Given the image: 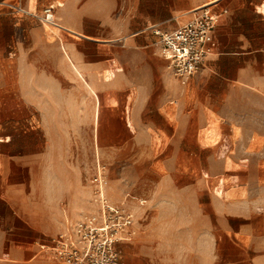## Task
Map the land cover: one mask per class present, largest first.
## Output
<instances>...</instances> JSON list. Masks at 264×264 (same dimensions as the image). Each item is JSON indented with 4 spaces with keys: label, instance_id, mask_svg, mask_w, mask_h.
Instances as JSON below:
<instances>
[{
    "label": "crops",
    "instance_id": "0c3cea01",
    "mask_svg": "<svg viewBox=\"0 0 264 264\" xmlns=\"http://www.w3.org/2000/svg\"><path fill=\"white\" fill-rule=\"evenodd\" d=\"M211 2L227 8L214 52L174 76L150 28ZM143 3L29 0L61 30L0 5V264H55L38 243L92 206L100 164L138 220L126 264H264V0ZM230 115L253 122H215Z\"/></svg>",
    "mask_w": 264,
    "mask_h": 264
},
{
    "label": "built area",
    "instance_id": "2783aa9c",
    "mask_svg": "<svg viewBox=\"0 0 264 264\" xmlns=\"http://www.w3.org/2000/svg\"><path fill=\"white\" fill-rule=\"evenodd\" d=\"M0 5L16 22L28 18L47 28H63L52 4L38 7L29 0H1ZM226 13V7L211 2L192 9L190 17L174 28H150L174 76L189 78L202 67L216 48L214 29ZM107 170L106 164H100L89 177L92 206L48 241L38 243L55 264H126L122 244L137 234L138 220L132 208L108 195ZM145 202L138 200L140 205Z\"/></svg>",
    "mask_w": 264,
    "mask_h": 264
},
{
    "label": "rangeland",
    "instance_id": "374dc122",
    "mask_svg": "<svg viewBox=\"0 0 264 264\" xmlns=\"http://www.w3.org/2000/svg\"><path fill=\"white\" fill-rule=\"evenodd\" d=\"M138 2H140L141 3V6L142 7H144V3H143V0H138ZM218 88H220V89H223V88H225L223 85H218ZM229 94V93H228ZM234 96H236L237 97V100H235V101H230V103H232L233 105H232V107H226V109L227 110H230L231 108H235V107H238L237 109H240L239 108V106H238V103L240 102V98H241V92L240 91H238V92H235L234 93ZM226 102H229V101H226ZM234 102V103H233ZM229 104V103H228ZM237 104V105H236ZM226 110V111H227ZM211 117L212 118H215L214 117V114H211ZM223 118L225 119V118H229V119H235L237 122H240L241 121V119H244L245 121L244 122H247V123H250V122H253L252 120H251V117H248V116H245V117H242V116H240V115H238V116H227V117H219V116H216V120H215V122H218V121H222L223 120ZM255 119V118H254ZM202 133H201V139L204 141V143H212V141L213 140H211L210 138L209 139H207L206 137H203V136H205L206 135V133H205V131L204 130H202L201 131ZM220 133L219 132H217L216 133V136L217 135H219ZM239 134V133H238ZM214 135H215V133L213 134V138H214ZM255 149V147H253V146H249L248 147V150H254ZM205 152H208V150H205ZM225 152V150H224V148H221V149H219L218 150V154L220 155V154H223ZM244 157H246L249 161H252L254 158H256V154H244ZM106 166L108 167V165L106 164ZM145 167L146 166H148V165H144ZM212 166V165H211ZM154 171H157V172H165V171H168V170H171L170 168H166L165 167V165H162V164H154ZM194 168H195V170H200V171H204V170H207V168H210V165H207V164H201L200 165V167L198 168V165H194L193 166ZM193 167H192V164H185L184 165V170L185 171H190V170H192L193 169ZM223 167V166H222ZM219 169H220V165H219ZM224 168H222V170L221 171H224L223 170ZM124 171V170H123ZM107 172H108V170H107ZM124 176H125V178H128L129 177V174H132V171H130L129 169H126V171H124ZM107 185H108V174H107ZM139 217H141V219L143 220V218H144V216H143V212H140L139 213Z\"/></svg>",
    "mask_w": 264,
    "mask_h": 264
}]
</instances>
